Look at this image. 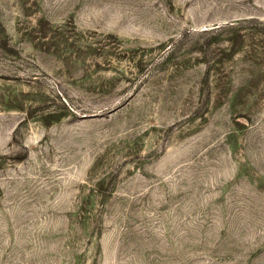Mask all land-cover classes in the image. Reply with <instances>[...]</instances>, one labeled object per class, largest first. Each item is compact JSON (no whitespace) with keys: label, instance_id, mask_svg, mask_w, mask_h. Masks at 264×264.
Returning <instances> with one entry per match:
<instances>
[{"label":"rangeland","instance_id":"rangeland-1","mask_svg":"<svg viewBox=\"0 0 264 264\" xmlns=\"http://www.w3.org/2000/svg\"><path fill=\"white\" fill-rule=\"evenodd\" d=\"M0 264H264V0H0Z\"/></svg>","mask_w":264,"mask_h":264}]
</instances>
